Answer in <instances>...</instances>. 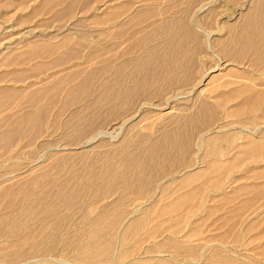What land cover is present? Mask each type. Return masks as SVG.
Here are the masks:
<instances>
[{
	"label": "rangeland",
	"instance_id": "1",
	"mask_svg": "<svg viewBox=\"0 0 264 264\" xmlns=\"http://www.w3.org/2000/svg\"><path fill=\"white\" fill-rule=\"evenodd\" d=\"M43 2L44 0H0V90L16 92V94L12 95L14 96L13 99H11L10 102L7 101L9 102L8 104L7 102H3V105H0V132H2L3 129L5 130L4 125L6 124L8 126L14 121V118L16 119L24 112L36 109L37 105L40 107L42 99L37 101L38 103L34 102L36 106L32 105L28 100L25 103L27 98L25 94L36 87H44L54 80L61 78V76L68 77L76 70L88 71L93 67L101 65L103 60L110 59V62L114 65L120 62L123 63L125 60H131L132 57L145 54L144 52H146L150 45L155 46L157 49H161L165 37L164 35H159L156 30H158L159 25L167 21H172L175 26L187 24L194 27V29H191L192 34L193 36H197L201 44L196 46L195 41L193 43L190 42L191 46L195 44V49H200V52H194L196 55H193L194 63L190 66V71L194 73L197 82H199L203 76L206 81L203 85L204 88L202 87L203 89L200 92L196 91L190 94L192 87L197 85H194L195 82L193 80L192 82H190V80L188 83L176 82L170 89L166 90V92L160 91L157 94L158 96H153V100H146L145 95H140L136 99L137 101L130 102V104L125 103L127 104L125 108L120 106L121 109L113 108V111H110L109 106L112 105V102L104 103L103 101L102 105L98 108V110L100 109L98 115L102 109L104 113L101 115L109 114V116L105 117V119L101 118V121L102 119L104 121L100 123H98L100 115L96 116L97 119L94 118L95 121L93 120L95 124L89 125L91 129L96 125L94 130L86 126L88 123H86V127L83 126V124H85V122L83 123V118L78 120V116L73 114V112L76 110L81 111V116L84 118L87 117L85 115L92 113H88V111L85 110V103L95 99L96 96L93 97V94H97L101 82L107 78L108 74L110 75L111 72L113 73L114 70H111L108 74H98L99 79L90 86V92H87L90 97L86 98L87 96H84L74 104H64L66 97L64 91L56 93V100L47 104L44 109V111L46 110L44 112V122L40 130V132L43 131L42 134L36 138L31 137V139L23 133L16 135L10 140L9 146L7 147H2V143L0 144V195L4 189L15 186V184L19 182L17 178L23 177L22 181H27L36 177L37 174L28 175L26 173L25 176H15L12 175L13 170H19L21 167L26 168L27 164L31 166L38 163L41 166L47 165L49 162L48 165H52L51 163L59 156V153L60 155L64 152L76 153L82 150H89L90 146H92L90 147L91 149L95 147V150H92L90 153V156H92L89 157L87 153L85 157L88 161L94 157V159L96 158L95 160L93 159L95 162L91 161L93 164L89 162L90 165H87L86 169H95V167V171H99L100 168L104 169L106 164H108V159L112 160L111 156L110 158L107 157L109 152L106 151L109 150L111 155H113L116 146L118 149L119 143L122 144L124 141L129 140L130 143H134L136 140L137 143H141L138 139L141 137L143 143L144 141L149 142L155 138L157 142H159L165 129H172V127L176 125V121L179 122L182 118L196 113L202 104L208 103L205 105L210 107L208 111H211L213 114V119L207 126L197 128V130L201 128L202 130L194 135V141L197 139H201V141L206 139L205 134L213 129L221 130L225 134H230V140L218 142V144L220 143L222 145L227 144V148L220 151L217 155L214 153V155L211 156L208 154V149L202 147L200 152H198L195 147L192 146V149L188 151L187 159H184L185 163H187L186 160L189 161L188 164L175 169L171 167L172 172L164 178L158 177L155 184L153 183L149 186L150 189V187L154 185L150 190L154 198L152 204L154 203L157 207L156 209L149 210L152 211L150 212L151 222L149 226L155 228L156 222L165 218L164 215H162L164 217H160L159 206L161 204L171 203L176 197H179L181 194L189 193L190 191L191 196L186 200L184 206L180 208L187 209V211H185L184 214L178 213V215H182V217L186 219L184 223L187 222V225H189L188 228H190V233L188 240L190 244L198 243L199 245H204L206 248L208 247L207 249H210L208 250L209 252L212 251L213 248V251L216 250L231 258L234 257L233 259L240 260L243 264H264V95H261L255 108L250 110L246 107L240 111H236V105L239 102L238 99L229 100L227 102L224 101L225 98L223 99V93L228 91L231 86H219L225 79L231 78L234 81L238 80L235 83L246 82L249 85L254 84L256 89L264 88V84H260L261 82L264 83V56L261 62L253 63L249 55L243 54L238 57L219 52L224 60H222L223 62H219L216 57L218 53L214 52L216 51V47L213 48L214 55L208 50L207 44L205 43V35L210 31H218V33L213 35L214 38L212 42L215 43V41L218 40L219 43L221 39L226 37L229 33L227 26L230 23H234L233 26L235 30H233V32L237 33L239 25L243 22V16L247 12L253 10L257 5H262L263 7L264 0H76L69 8H67L64 2H61L53 7L47 6L45 10L38 11ZM117 7L121 10L117 19L114 21L103 20V15L105 13L109 10L114 11ZM59 10L61 13L57 15V17L54 13ZM151 10L155 11L152 15L147 14L146 16V13ZM138 11H142L146 18L139 23L131 24L133 21H130V19ZM128 20L130 22H127ZM124 22L128 24L125 25ZM129 25H131V27ZM145 34L150 35L147 36L149 39L145 37V39L142 40L140 47L137 49V53H123L124 48L133 43V38H139L140 36H145ZM64 36H72L76 43L79 41L80 43L75 45L77 48L72 49V46H66L57 50L56 53L49 55L45 54L43 57L30 58L21 55L22 59L19 55L32 43L39 41L59 43ZM201 39H203V41ZM220 45L223 44L220 42ZM15 54H18L20 57L17 56L15 59H8ZM57 56L62 60L61 62H56L59 60L56 58ZM181 60L178 62L184 64V61L181 62ZM52 61L57 64H54ZM214 67L215 70L210 69ZM126 69L125 72L131 74L130 67H126ZM213 72L216 74L215 76H217L216 79H210ZM229 73L243 75L245 77H249L250 74V77L254 78V81L241 76H232ZM255 74L257 76H255ZM121 76L124 75L122 74ZM163 82L164 81L160 79L156 81V84L160 85ZM75 83H77V81L73 79L72 82L67 81L63 87H68ZM58 88H62V86L60 87V85H58ZM174 97L176 98L171 99ZM169 99L171 100L169 101ZM27 104H29L31 110L29 106L27 109ZM106 106L108 109H104ZM91 110L90 108V111ZM121 111L125 112L122 113ZM111 117L112 119H110ZM170 117H179V119H175V122H173L171 119L169 120ZM71 118L72 120L70 121ZM67 120L69 124L65 123ZM149 122H153V127L147 130L145 128ZM76 126H80V128L77 127V132L75 130ZM244 127L253 131H245L243 129ZM85 128L88 131L86 134ZM98 130L108 131L106 135L101 134L102 137L98 136V143L96 141L85 146H81L84 144L83 142L78 143L80 140L85 139L83 136L87 135L88 138L89 136H93ZM79 131H82L84 135ZM118 131L120 132L117 134ZM236 133H239L238 137L232 139V135ZM80 135L82 137H80ZM74 136L78 144H73V146H71L72 149H64L70 145L68 143L71 142L68 141L74 138ZM77 138L79 139L77 140ZM99 143L101 144L99 145ZM143 143L140 145L145 146L146 144L143 145ZM131 148L133 149L132 144L130 146V149ZM130 151L129 153L133 155L135 153V155L138 154L140 159L137 156V160H143L145 149L138 147L136 150L134 149L135 152L132 150ZM103 152L105 156H101ZM43 153L45 154L43 158L37 161L38 157ZM100 156L104 157V160L103 158L101 160ZM195 156H198L200 159L201 166L199 167L193 162H190L193 161ZM121 157L122 154L114 158L115 160H113V162L116 163V165H113V167L110 166L111 172L115 171L116 173H120L125 170L127 171L129 169H127V167H132L131 165H125V167H123L124 165L122 166V163L117 164V160H119L118 163L122 161ZM97 159L100 161L99 163L96 161ZM103 161H105L106 164H104L105 162L103 163ZM83 162V160L81 161V159H78V161H75L74 167L78 168L79 166V169L84 168ZM100 163L104 164L102 165L103 167ZM70 168L71 167L68 168V166L61 167L58 170V172H60L59 178L58 176L57 178H64L65 175H67L66 172H68ZM187 168H190L189 171ZM202 168L205 172L208 171L201 178L193 181L183 189L175 190L180 186L183 178H185V172L189 174L199 169L202 170ZM11 169L12 171H10ZM101 169L100 173L102 171ZM106 177L107 174H100L99 180L97 179L96 181L98 185L94 182L95 187L105 188L101 194L93 196L89 191L88 193L87 191L84 193L85 190H83V193L81 192L78 198L76 200L74 199L72 203H70L68 199L59 205L58 209H60L64 215L73 216V220L71 219L69 224V230L66 231L67 233L65 232V234H67L65 235L66 237L72 231V228H70L72 222L77 218L79 219L85 216V214L88 216L89 221H93L100 216L99 213L105 215L109 214V216H111L118 208L123 206L128 208L123 209L124 213L120 215V221H123L124 217L130 216V211H136L135 214L140 213L142 209H134L133 202H136L138 198L133 197L131 189L128 188L131 185L127 187L125 184H118L116 185L118 189L113 188V191H111L112 189L108 186ZM165 183L169 185V190H167L166 194L160 195L159 189ZM121 187H123L124 190ZM250 191H252V193ZM123 192L129 196H126ZM152 197L150 198L152 199ZM147 198L149 197H143L139 200L144 203ZM48 201L52 203L53 197L50 196ZM7 202L8 199H4V196L0 198V214L11 212L15 209L14 207H6L5 204ZM29 202L33 205H38L35 195ZM150 203L151 201L149 204ZM239 207L242 209H239ZM214 209H216V211H214ZM160 226V228L163 229V224ZM195 226L199 227L196 233L194 231ZM144 229L145 228L142 227L140 234H129L124 242L121 237H118L114 244L115 247H117L120 252L122 248H120V246L126 243L125 246H130L129 249L132 247L134 251L132 252L134 254L133 256H135V260L139 262L143 260L146 261L145 263H150L153 262L151 258H164V264H171V262H187L188 264H192L191 261H184L182 259L185 257L176 256L171 250L167 251L168 249L164 248L165 250L159 249L161 253L157 251L159 244H161V242L163 243V239L172 234L170 231H162L159 229L158 232L162 231V233L157 235L153 230V236L146 238L147 236L143 231ZM79 230L84 232L87 230V227L83 224ZM2 237H0V245L7 244L10 241L7 233ZM214 243L215 245H213ZM62 248V244H58L54 249V253L50 256L54 255L53 257H56ZM117 249H114L113 252L114 264L119 262L117 260V256L119 255ZM207 249L205 256H209ZM118 259L120 261L123 260L120 256H118ZM172 259H174V261H172ZM73 260L74 259H72V261ZM124 264H128L126 260Z\"/></svg>",
	"mask_w": 264,
	"mask_h": 264
},
{
	"label": "bare ground",
	"instance_id": "2",
	"mask_svg": "<svg viewBox=\"0 0 264 264\" xmlns=\"http://www.w3.org/2000/svg\"><path fill=\"white\" fill-rule=\"evenodd\" d=\"M75 1L76 0H44L43 4H41L40 6V10L38 11L45 10L47 6L53 7L54 5H57L61 2H64L67 5V8H69L70 6L74 4ZM260 6L259 5L255 6L253 10L247 12L243 16L242 18L243 22H241V24L239 25V30H237V33L233 32V30H235L233 26L234 23H230L227 26L229 33L227 34L226 37H224L220 41L224 46L220 45V42L218 43V40H216L215 43L212 42V39L214 38L213 35L218 33V31H210L209 33L205 35L206 36L205 43L207 44L208 50L211 51V53L213 54L214 52L218 53L216 57L219 62L224 61L223 57L221 56V54H219V52L220 53L223 52L226 55H232V56H238V57L243 54L249 55L251 56V60L253 63H259L262 61V57L264 56V6L263 7L262 5ZM154 11L152 10L148 11L146 13V16L147 14L152 15ZM60 13L61 11L59 10V11H55L54 14L55 16H57ZM120 13H121V10L119 7H117L116 10L114 11L109 10L107 13L103 15V20L114 21L115 19H117ZM145 18L146 17L142 13V11H138L136 12V14L133 15L130 21H133V23L131 24H134V23L141 22ZM130 21L128 20L127 22H130ZM126 24L128 23H125V25ZM129 26L131 27V25ZM192 28L194 29V27L189 26L187 24L175 26L172 21L164 22L163 24L159 25L158 30H156L158 31L157 33L159 35L161 36L164 35L165 37V40H164V43L161 49H157L155 48V46L150 45L148 46L146 52H144L145 54H142L138 57L137 56L132 57L131 60L130 59L125 60L123 63L120 62L115 65L112 62H110V59L108 58L109 60H103L101 65L97 67H93L92 69H89L88 71L76 70L73 74H71L68 77L61 76V78L54 80L52 83L44 87H36L35 89L27 92L25 94V97L27 96L26 100L23 99L25 100V103L28 100V102L36 106L34 102L38 103L37 101H40V99H42L41 100L42 103H40L41 104L40 107L39 105H37L36 109L32 111L24 112L22 115L18 116L16 119L14 118V121L11 120L12 123L9 122L10 124L8 123L9 124L8 126L5 124L4 125L5 130L3 129V131L1 130L2 132H0V144L2 143V147H7L9 146L10 140H12L16 135H20L23 133L26 134V135L24 134L25 136H29V138L38 137L40 134L43 133V131L40 132V130L42 129L41 128L43 125L42 123L44 122V112L46 111V110L44 111V109L46 108L47 104H50L56 100V96H55L56 93L64 91L66 94L64 104H74L84 96H87L86 98L90 97L87 92L88 91L90 92L91 90L90 86L97 79H99L98 74L99 75L108 74L111 72V70L112 71L114 70L113 73L111 72L110 75L108 74L107 78L101 82L99 86V90L97 91V94L96 95L93 94V97L94 96L96 97L93 101H91L92 103L88 101V103H85L84 105L85 110H87L88 113L89 112H92V113L91 114L89 113V115L88 114L85 115L87 117L84 118L81 116V113H82L81 111L76 110L73 112V114L78 116V120H81L83 118V123L85 122L83 126H85L86 123H88L86 125L88 126V128H89V125H94L95 123H93V120L94 118L97 119L96 116L100 115L99 117L100 120H98L99 122L96 121L98 123L104 121L103 119L101 121V118L105 119V117L109 116V114L108 115L103 114L102 116L101 114L104 113V111L102 112V109H101L100 114L98 115V111L100 110V109L98 110V108L102 105L103 101L104 103L112 102L111 103L112 105H109V106H110V111H113L112 110L113 108H120V106L125 108V106L128 103L130 104V102L137 101L136 99L140 95H143V96L145 95L146 100H153L154 98L153 96L155 97L158 96L157 94L160 91L166 92V90L170 89V87H172L176 82L177 83L178 82L188 83L190 80H191L190 82H192V80L195 82V83L193 82L194 85L197 84L192 87L190 94L195 93L196 91L197 92L202 91V89L204 88L203 87L204 82L206 81L205 78H203L204 76L200 79L199 82H197L194 73L190 71L191 70L190 66H192V64L194 63L193 55H196L194 54V52L195 53L200 52V49L198 47H197L198 49H195L194 48L195 44L191 46L190 42L193 43L195 41L196 46L201 44L197 36H193L192 30H191ZM147 36H150V35L145 34V36H142V37L140 36L139 38H133V43L129 44L126 48H124L123 53L124 54L125 53H137V49L140 47V43ZM201 40L203 41V39ZM78 43L80 42L78 41L76 43L75 39H73L72 36H64L60 40L59 43H48L44 41H39V42H35V43L28 45L26 49L22 51L19 55L20 56L25 55L30 58L39 57V56L43 57L45 54L49 55L52 53H56L57 50H60L66 46H69V47L72 46L71 47L72 49L73 48L76 49L77 46L75 45ZM214 47H216L215 48L216 51L213 52ZM19 55L15 54L13 57H9L8 59H12V58L15 59L17 58V56L20 57ZM56 58H58V56ZM180 60L181 62L184 61V64L179 63L178 61ZM61 61L62 60L59 59L56 62H61ZM56 62L55 63L53 62V63L57 64ZM126 67H130L131 74H128V72H125L127 70ZM210 69L215 70V67L210 68ZM122 74L124 76H121ZM229 74L232 76H241L246 79L254 81V78H251L250 74H249V77L248 76L245 77L243 75H234L233 73H229ZM215 75L216 74L213 72V74H211L210 76V79H216L217 76ZM255 76L257 75L255 74ZM73 79H75L77 83L72 84L68 87H65V86L63 87V85H65L67 81L72 82ZM160 79L161 81H164V82L160 85H157L156 81ZM236 81L229 78V79H225L224 82H222L219 85V86H231V88L228 91H225L223 93V99L225 98L224 101L227 102L229 100L238 99L239 102L236 105V111H240L241 109H244L246 107H248V109L250 110L255 108L257 101L260 99L261 95H264V88L256 89L254 84L249 85L246 82L235 83ZM260 84L263 85L264 83L261 82ZM58 85H60V87L62 86V88H58ZM13 94H16V92H11L9 90H0V105L2 106L3 102L4 103L7 101L10 102V100L13 99L14 97L12 96ZM175 98L176 97L171 98V99H175ZM171 99H169V101ZM9 102H7V104ZM205 104H208V103L202 104V106L200 107V109L196 111V113L188 117H184L182 119L180 118L181 120L179 122L176 121V125L172 127V129H165V131H163L164 134L162 135V138H161V140L163 139L162 141L160 140L159 142H157V139L155 138L156 140L155 139L150 140L149 142L144 141L143 143L142 137L140 136L141 138H138V139L141 141V143H137V140L134 141V143H130V140L124 141V143L122 144L119 143L120 145H118V149L116 146V150L118 151L115 150V153H113V155H111L108 149H107L108 151L105 150L106 152H109V155L107 157L110 158L111 156L112 160L111 159H108L109 161L106 160L108 161L107 162L108 164H106V162L103 161V163L105 162L104 164H106V167L104 169L100 168L102 170L101 173H100V169L99 171L97 170L98 172L95 171L96 167L95 169H90V168L86 169L87 165L89 166L92 162H95L93 161L94 157L93 159L89 161L87 158H85L87 156V153L89 154L88 155L89 157L92 156V155L90 156V153L92 150L93 151L95 150L94 146H93L94 147L93 149H91L90 147L92 146H90L89 150H82L76 153L74 152L65 153L64 152L61 155L59 153L58 154L59 156L57 155L58 157H56L53 163H51L52 165H48L49 162L47 165H41V166L37 163L31 166L27 164L26 168L21 167L20 169L24 168L23 170L17 169V170L12 171L11 169L10 171H12V175H15V176L16 175L25 176L26 173L28 175H32L36 173L37 174H36V177L30 180H27V181H22L23 177L22 178L19 177L20 179L17 178V181L19 182L18 183L15 182L16 183L15 186L10 187L9 189H4L0 195V198L4 196V199H8V202L5 204L6 207L9 206V207L15 208L11 212L0 214V237L4 236L7 233L10 238V241L7 244L0 245V264H113V252H114V249L115 250L117 249V247H115L114 244L116 240L118 239V237H121L124 242L126 237L129 234L131 235L133 234L135 235V233L140 234L141 233L140 230L142 229V227L145 228L143 231L146 233L145 234L147 236L146 238L153 236L152 233H153L154 228L152 229V227L149 226L151 222L150 212L152 211H149V210L156 209L157 207L154 203L152 204L154 198L152 197V193L150 190L151 187H153L154 185L151 186L150 189H149V186L152 185L153 183L155 184L156 179L158 177L164 178L166 175L172 172L171 167H174L175 169L177 167L188 164L189 161L186 160L187 163H185L184 159L188 157V151L192 149V146L195 147V149L198 152H200L202 147L208 149L209 150L208 154H210L211 156L214 155V153L215 155H217L220 151L225 150L227 148L226 146L227 144L225 145H222L220 143L218 144L219 141L221 142V141L230 140L229 138L230 134L229 133L225 134L221 130L213 129L212 131H209L205 134L206 139L202 141L201 139H197L196 141H194L195 140L194 135H196V133L201 131L204 126H207L209 122L213 119V114L211 113V111H208L210 110V107L206 106ZM28 106L29 104H27V109H28ZM90 108L92 109L91 111H90ZM29 109H30V106H29ZM104 109H108V107L106 106V108ZM121 112L123 113L125 111H121ZM110 119H112V117ZM170 119L173 122H175V119L177 120L179 119V117H175V118L170 117L169 120ZM71 120L72 118L70 119V121ZM67 122L68 120L65 123L69 124ZM95 126H93V129L91 128L89 129L94 130ZM77 127L80 128V126H76V129H75L76 132L78 130ZM152 127H153V122H149L146 125L145 129L148 130ZM199 127H202V128L197 130V128ZM243 129L248 132L253 131V130L250 131L249 129H246L245 127ZM105 131L98 130L93 136H89L88 138H87V135H85L83 136L85 139L80 140L78 143L83 142L84 144H82L81 146L90 145L96 142L99 139L98 136H101V134L106 135L108 131L107 132ZM87 132L88 131L86 129L85 134ZM119 132L120 131H118L117 134ZM238 134L239 133L232 135V139L233 138L235 139L236 137H238ZM80 137L82 136L80 135ZM79 138H77V140ZM68 142H71L72 144L68 143L70 145H68L67 148H64V149H67V150L72 149L71 146H73V144H78L77 141L75 140V136ZM142 143L143 145L144 144L146 145L145 146L140 145ZM100 144L101 143H99V145ZM131 144L133 145V149L132 148L130 149ZM138 147L145 149L144 158H142L143 162L136 159L138 154L135 155L136 154L135 153L134 154L135 156H134L133 154L129 153L130 150L134 151V149L136 150V148ZM138 153H141V152H138ZM104 154L105 153L103 152L101 156H105ZM121 154H122V157H121L122 161L118 163L119 160H117V164L122 163V166L124 165L123 167H125V165L127 166L131 165L132 167L131 168L127 167V169L129 168L127 171L125 170L124 172H120V173L119 172L116 173L114 170L112 171H114L115 173L111 172L110 166L113 167V165H116V163L113 162V160H115L114 158H116L117 155H121ZM44 155L45 154L43 153L41 156H39L37 161L41 160V158H43ZM102 158L104 160V157H101V160ZM78 159H81V161L82 160L84 161L83 162L84 168H82V166H81L82 169H79L80 168L79 166L78 168L74 167L75 161H78ZM96 161H98V159ZM99 162L100 161H98V163ZM190 162H193L194 164L198 165V167L201 166V162L198 156L197 157L195 156L193 158V161H190ZM103 163L102 164L100 163L101 166L104 165ZM66 166H68V168L71 167L69 171L66 172L67 175H65L64 178L58 179L59 174H60L58 170L61 167H66ZM189 169L187 168L188 171ZM206 172L205 170H203V168L202 170L199 169L194 172H190L189 174H186V172L185 173L183 172L185 175V178H183V181H181L180 186L175 190L183 189L187 185L191 184L193 181L201 178ZM99 173L107 174L106 181L108 182V186L112 189L111 191H113V188L118 189L116 188L117 187L116 185L118 184H125L127 185V187L131 185L128 188L131 189V193L133 197L138 198L136 202H133L134 209L135 210L142 209V210L138 214L137 213L135 214L136 211H133V212L130 211L131 213L130 216L126 218L124 217L123 221L122 220L120 221L121 219L120 215L124 213L123 209H128L127 207H123V206L118 208V210H116L111 216H109V214L105 215V214L99 213L100 216H98L93 221L91 220L89 221L88 216L85 214V216L80 217L79 219L77 218L75 219L74 222H72L71 227H70L72 228L71 229L72 231L70 232L71 235L69 233V235L66 237L65 235L67 234H65V232L69 230V224L73 216L64 215L61 212V210L58 209L59 205L68 199L70 203H72L74 199L76 200L78 198L79 194H81L83 190H85L84 193L86 191L88 193L89 191V193H92L93 196H97L101 194L105 188L98 187V186L95 187V183L100 176ZM121 188L123 189V187ZM122 189H121V192H122ZM167 190H169V185L165 183L159 189L160 195L166 194ZM250 192L252 193V191ZM34 195L38 201V205H33L29 202L30 199ZM50 196L53 197L52 203H49L50 201H48V198ZM126 196H129V195H126ZM190 196H191V193L189 191V193L181 194L179 197H176L175 200L172 201L171 203L161 204L159 206L160 214H161L160 217H164L168 212H170L169 209L175 210V209H180L181 207H183L186 200ZM143 197L144 198L149 197V198H147L146 201L143 203L139 200L140 198H143ZM150 197H152V199ZM150 201H151L150 203L151 205L149 204ZM239 209H242V208L239 207ZM214 211H216V209H214ZM170 220H173V219L171 218ZM83 224H85V226L87 227V230L84 232H81L79 229ZM165 224L167 223L165 222ZM215 243L213 245H215ZM58 244H62V247H63L62 250L59 252V254L56 257H53L54 255L50 256L51 254L54 253V249L56 248ZM125 244L126 243H123L122 246H120V248L122 247L120 252H119V249H117V253L119 252L118 256H120V258L123 260L120 261L117 256V260L119 262H116V264H123L125 260L128 264H142V263L143 264H164L165 263L164 258H151V261L153 262H150V263L149 262L145 263L146 261H142V263L139 261H136L135 256H133L134 254L132 253L134 252L132 247L131 249H129L130 246H125ZM169 245H170V242L167 239H165L163 240V243L161 242V244H159L158 248L164 249L165 247ZM207 248L206 246H203L199 249H196V246L189 244L188 250L186 251L189 252V254H197V253L200 254L202 253V250H204V253H205ZM208 250L210 249H207V251ZM213 250L214 249L212 248V251L210 252L208 251L209 256L205 257L204 264H243L241 263L240 260L233 259L234 258L233 256H232L233 258H231L221 252H217L216 250L215 251ZM263 251H264V248H263ZM62 255H65L67 257L62 256ZM72 259L74 260L72 261ZM200 261L194 260L193 264H200L201 263Z\"/></svg>",
	"mask_w": 264,
	"mask_h": 264
},
{
	"label": "crops",
	"instance_id": "3",
	"mask_svg": "<svg viewBox=\"0 0 264 264\" xmlns=\"http://www.w3.org/2000/svg\"><path fill=\"white\" fill-rule=\"evenodd\" d=\"M170 212H168L166 215H165V218H162L161 221H158L156 222V226L155 228L153 229L157 234L159 235L160 233H162V231H164L165 229L170 231L172 234H170L169 236H166L163 240L167 239L169 242H170V245L165 247V249H168L167 251L171 250V252H173L174 254H176V256H183L185 258H182L184 261L185 260H189L192 262V264L194 263V260H197V261H200L202 264H204L205 262V253H204V250H202V253H197V254H189V252H187L186 250H188V246H189V240H188V236H189V230L190 228H188L189 225H187V222L184 223V221L186 220L184 217H182V215H178V213H181V214H184L185 211H187V209H169ZM174 217V218H173ZM173 219V220H170V219ZM165 219V221H164ZM170 220V222H169ZM168 221V222H167ZM182 221V222H181ZM161 222V223H160ZM164 222V223H163ZM165 222L167 224H165ZM181 223H184V224H181ZM163 224V229H161L160 225ZM172 224V225H171ZM159 226V227H158ZM161 229L162 231L161 232H158L159 229ZM158 229V230H157ZM198 229L199 227L198 226H195L194 227V231L195 233L198 232ZM153 231V232H154ZM167 232V231H166ZM154 234V235H155ZM136 235V233H135ZM180 236V237H178ZM187 237V238H186ZM193 246H196V249H199L201 247H203L202 245H199L198 243H194V244H191ZM181 247V248H180ZM180 248V249H179ZM161 248H158L157 251L159 253H161L159 250ZM165 249H162V250H165ZM182 253V254H181ZM191 255V257H190ZM202 258V259H201ZM192 259V260H190ZM200 259V260H199ZM145 260V259H144ZM153 260V259H152ZM143 261V260H142ZM172 261H174V259H172ZM176 261V260H175ZM116 262V261H115ZM142 263V262H141ZM114 264V263H113ZM124 264V263H123ZM171 264H188L187 262L185 263H174V262H171Z\"/></svg>",
	"mask_w": 264,
	"mask_h": 264
}]
</instances>
